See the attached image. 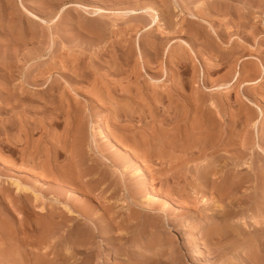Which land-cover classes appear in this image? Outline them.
I'll return each mask as SVG.
<instances>
[{
  "label": "rangeland",
  "instance_id": "rangeland-1",
  "mask_svg": "<svg viewBox=\"0 0 264 264\" xmlns=\"http://www.w3.org/2000/svg\"><path fill=\"white\" fill-rule=\"evenodd\" d=\"M202 1L205 6L200 3ZM144 3L155 8L160 17L158 25L147 31L142 28L150 21L149 14L150 17L147 14L122 16L125 10ZM84 4L106 8L107 13L104 17L99 15L93 19ZM208 8L209 12H206ZM212 8L214 11L211 12ZM189 11H195L199 19L192 17ZM90 18L106 23L108 29L103 38L93 35L92 30L87 28L86 24L92 21ZM181 38L190 46L183 44ZM191 48L195 53L192 54ZM247 54H256L264 64V0H0V179L8 182L11 178H18L30 187L34 185L31 187L34 191H29L28 198L16 192L14 185H9L13 191L10 195L0 189V224L4 223L8 231L6 238L0 237V248L8 249V254L12 250V256L4 255L6 253H2L1 248L0 264L10 261L9 264H16L15 259L17 264H48L52 259L50 264H264V255L259 253L258 247L261 232L249 233L245 227L247 221L264 222L257 211H253V220L244 212V205L248 204L253 194L252 179L245 181L238 191L233 190L223 197L213 189V185L224 176L231 178L237 173L243 179L252 177L246 171L249 167H242L236 172L233 163L238 160L235 156L238 150L246 157L250 156V149L244 147L248 135L258 131L260 143L264 146V114L254 129L252 122L257 119L259 110L256 109L257 112L254 108V114H250L248 105L239 94L254 93V101L264 111V68L259 62L258 71L244 72L240 82L235 83L237 86L233 84L228 92L204 89L205 86L215 88L219 84H229L237 69L247 71L252 67L258 60L246 58ZM233 57L236 61L231 60ZM213 62L220 66H212ZM258 77L263 78L261 83L242 85L244 81ZM154 80L160 82L155 84ZM7 90L12 92L8 102ZM159 92L168 95L158 101ZM202 99L211 104H203ZM186 100L191 105L184 110L171 107L172 103L184 106ZM4 106L6 109H3ZM55 106H62L63 109L59 113L63 123L56 131L63 136L62 143L67 152L56 160L51 159V163L69 162L67 158L70 154L68 159L72 158L74 142L79 136L81 140L77 150L83 158L80 168L86 170L94 166L83 174V178L100 182L91 194L79 187L67 188L55 183L51 177L45 179L40 167L32 169L23 159V155L31 149V139L42 143L40 146L51 140L52 128L47 119ZM201 113H205L203 117H207L214 131L220 130L224 141L228 140V134L234 138L236 135L235 144L232 142L229 149L221 151L211 148L206 157L183 165L174 156L172 159L147 160L144 151L133 148L135 140L142 141L149 132L160 134L165 129L171 132L175 130V121L185 116L187 121H191L194 115L197 118ZM6 117L18 121V127L12 132L21 133L23 139L19 146V159L16 164L9 163L14 166L10 170L2 165L6 154L5 151L3 153L4 140L8 136L2 130ZM42 121H46L45 125ZM100 124L105 125L111 136L109 140H103L99 135L97 129ZM8 134L12 136L11 132ZM239 134H242L241 138ZM47 137L50 140H46ZM146 147L151 148L150 145ZM41 151L37 154L40 163L45 157ZM178 153L175 151L174 155ZM197 154L194 152L193 156ZM217 154L221 157H216ZM251 162L252 165L255 162V168L264 167V158L260 160L252 156ZM204 164L212 169V176L203 181L201 189L198 188V181L204 168L201 165ZM139 165L144 171L138 170ZM96 171L98 173L94 175ZM263 179L259 181L262 186ZM69 190L76 193L67 192ZM17 193L19 195H15ZM68 194H71L72 201ZM151 194L158 196L159 201L155 204L158 212H140L135 203ZM212 195H217L219 207H215ZM65 205L71 206L73 216L66 212ZM79 205L90 207L88 212L96 221L79 215ZM54 213L56 225L45 227ZM192 216L195 218L191 219L192 223L185 225ZM62 217L64 221H61ZM42 221L45 225L39 224ZM157 224L159 228H156ZM19 248L25 250L19 251ZM13 251L21 252L18 255L25 262ZM44 256L50 259L47 261Z\"/></svg>",
  "mask_w": 264,
  "mask_h": 264
},
{
  "label": "bare ground",
  "instance_id": "bare-ground-1",
  "mask_svg": "<svg viewBox=\"0 0 264 264\" xmlns=\"http://www.w3.org/2000/svg\"><path fill=\"white\" fill-rule=\"evenodd\" d=\"M176 1V0H175ZM149 2V1H148ZM142 3H143V1H142ZM200 3H202L204 6L206 5L205 3H204V1H202V2H200ZM178 4V3H177ZM199 4V3H198ZM190 5V4H189ZM90 6V5H89ZM89 6H85V4H84V7H85V9L88 11V14H89V16L91 17V18H96L97 16H103V15H105L107 12V9L106 8H103V7H99V6H92V7H89ZM188 6H186V8H187ZM190 7V6H189ZM177 8H178V6H177ZM198 8V7H197ZM203 8V7H202ZM185 9V8H184ZM204 9V8H203ZM207 9V8H206ZM187 10V9H186ZM185 10V11H186ZM190 11H192L191 9H189ZM197 10H199V9H197ZM212 10H213V8L211 9V12H212ZM188 11V10H187ZM189 11V14L192 16V17H194L195 19L196 18H198L199 19V15L198 14H195V11H196V9H195V11L194 12H190ZM214 11V10H213ZM158 11L157 10H155V8H153V7H151V6H148V5H145V3L141 6V5H139L137 8H133V9H128V10H125L123 13H122V16L124 15V16H134V15H140V14H142V15H146L147 14V16H149L150 17V21L148 22V24H146L145 26H144V28H142L143 30H148V29H150V28H153V27H155L156 25H158V23L160 22V17H159V15H158V13H157ZM182 13H183V10L181 11ZM197 12V11H196ZM206 12H209V8H208V10H206ZM185 13H187V12H185ZM199 13V12H198ZM202 12L200 11V14H201ZM203 13H204V11H203ZM149 14V15H148ZM206 14V13H205ZM210 14V16H211V13H209ZM203 15V14H202ZM32 16V15H31ZM123 16V17H124ZM146 16V17H147ZM33 17V16H32ZM34 17H36V18H38V16L37 15H35L34 14ZM104 17V16H103ZM188 17V16H187ZM190 17V16H189ZM88 19L87 20H89V17H87ZM90 18V20H92ZM125 18V17H124ZM201 18V17H200ZM98 19V18H97ZM197 19V20H198ZM202 19V18H201ZM100 20H101V18H100ZM148 20H149V18H148ZM204 20V19H203ZM203 20H200L199 22H201V21H203ZM162 22V21H161ZM185 22V21H184ZM205 23H207V22H205ZM211 24V23H210ZM87 28L88 29H90V30H92V32H93V35H95V36H97V37H99V38H103L105 35H106V30L108 29L107 28V25H106V23H101V22H98L97 20H92L91 22H88L87 24ZM85 25V26H86ZM211 26V25H210ZM86 28V29H87ZM212 28V27H211ZM214 29V28H213ZM139 31V30H138ZM168 31V30H167ZM166 31V32H167ZM191 31V30H190ZM212 31V30H211ZM222 32V31H221ZM138 33V32H137ZM206 34V33H205ZM208 34V33H207ZM214 34V33H213ZM215 34H216V32H215ZM222 34H223V32H222ZM225 34V33H224ZM219 35V34H218ZM157 37V36H156ZM155 37V38H156ZM223 37V36H222ZM167 38V37H166ZM217 38V37H216ZM220 38V37H219ZM247 38V37H246ZM157 39V38H156ZM162 39V38H161ZM160 39V40H161ZM182 39V38H181ZM180 39V40H181ZM193 39V38H192ZM205 39V38H204ZM157 41V40H156ZM173 41H175V40H173ZM181 42H183V44H185V45H188V46H190L189 45V43H187L185 40H181ZM191 43V42H190ZM206 43V42H205ZM231 43V42H230ZM138 44V43H137ZM183 44H181V45H183ZM193 44V43H192ZM213 44V43H212ZM227 46H229V44H227ZM138 47H139V45H138ZM183 47V46H182ZM133 48V47H132ZM191 50V52H192V54L193 53H195V51L191 48L190 49ZM205 50V49H204ZM208 50V49H207ZM239 50V49H238ZM240 51V50H239ZM158 52H159V50H158ZM157 52V53H158ZM238 52V51H237ZM210 53V52H209ZM222 53V52H221ZM230 53V52H229ZM183 54V53H182ZM223 54V53H222ZM226 54H228V53H225V55ZM235 54V53H234ZM243 53L241 52V55H242ZM252 54V53H251ZM248 55V56H246V58H252V59H254V60H258L257 62H255L254 63V65L252 66V67H250V68H248V69H246L247 71H242L241 69H237V71H236V73H235V75L233 76L234 78H233V80H231L232 82H230L229 84H225V85H218V86H215V88H210V87H207V86H205V88L204 89H206V91H213V90H219L220 91V89L223 91V90H226L227 92H228V90H230V88H231V86L233 85V84H235V83H239L240 82V80H241V77H242V75L244 74V72H246V73H248L249 72V74L251 73V72H256V71H258L259 69H260V67H259V65H258V63L259 62H261L260 63V65H261V68L263 67L264 68V64L262 63V61H261V59L259 58V57H256L255 55ZM259 54V53H258ZM159 55V54H158ZM156 56V55H155ZM235 56V55H234ZM240 56V55H239ZM245 56V55H244ZM222 57V56H221ZM225 57V56H224ZM228 57V56H227ZM231 57V56H230ZM229 57V58H230ZM236 57H237V55H236ZM236 57H233L231 60H233V61H236ZM186 58V57H185ZM210 58H211V56H210ZM242 58V57H241ZM189 59V58H188ZM207 59H209V58H207ZM222 59V58H221ZM240 58H238L237 60H239ZM243 59V58H242ZM211 60V59H210ZM230 59H229V61H231ZM264 60V59H263ZM220 61V60H219ZM223 61V60H222ZM225 61H226V59H225ZM214 63V64H213ZM213 63H211V64H213L212 66H214L215 64H216V62H213ZM219 63V62H218ZM239 63V62H238ZM224 64V63H223ZM216 66V65H215ZM214 66V67H215ZM217 66H220V64L219 65H217ZM217 66H216V68H217ZM202 67V66H201ZM214 67H212V68H214ZM229 67V66H228ZM239 67V66H238ZM216 68H214V69H216ZM230 69H231V66H230ZM232 69H234V68H232ZM202 71V70H201ZM205 71V70H204ZM215 71V70H214ZM232 71V70H231ZM231 71H228V73L229 72H231ZM235 71V70H234ZM233 71V72H234ZM262 71V70H261ZM264 71V70H263ZM85 72H86V69H85ZM200 72V71H199ZM206 72V71H205ZM227 72V71H226ZM89 73V72H88ZM202 73V72H201ZM209 73V72H208ZM227 73V74H228ZM44 74V73H43ZM43 74H42V76H43ZM227 74H226V76H227ZM231 74V73H230ZM258 74V73H257ZM200 75V74H199ZM229 75V74H228ZM248 75V74H247ZM254 75V74H253ZM261 75H263V74H261ZM197 76V75H196ZM203 76H205V73H203ZM248 76H250V75H248ZM194 77V76H193ZM252 78H253V76H251ZM39 78V77H38ZM197 78V77H196ZM207 78V77H206ZM244 78V77H243ZM36 79V78H35ZM154 79V78H153ZM159 79V78H158ZM232 79V78H231ZM248 78H246V80H247ZM161 80V79H160ZM160 80H154L153 82L155 83V84H157L158 82H160ZM162 80H163V78H162ZM191 80H192V77H191ZM244 80H245V78H244ZM243 80V81H244ZM263 81V78L262 77H258V78H255L254 80H247V81H244L243 83H242V85L244 86V85H256V84H259V83H261ZM201 82H202V80H201ZM228 83V82H227ZM153 84V83H152ZM224 84V83H223ZM192 85V84H191ZM201 85V84H200ZM236 85V84H235ZM239 85V84H238ZM51 86V85H50ZM189 86V85H188ZM203 86V85H202ZM237 86V85H236ZM240 86V85H239ZM162 87V86H161ZM181 87V86H180ZM49 88V87H48ZM156 89H157V87H156ZM202 89V88H201ZM233 89V88H232ZM50 90V89H49ZM152 90V89H151ZM177 90V89H176ZM232 91V90H231ZM165 92V91H164ZM164 92H162V93H160L159 92V96H158V101L160 100L161 101V99H163V98H165V97H167V95L168 94H164ZM10 93H12V92H10L9 90H7V95H6V98L8 99H6L7 100V102L8 101H10V99L9 98H11L10 97ZM152 93V92H151ZM137 94V93H136ZM12 95V94H11ZM42 95V94H41ZM147 95V94H146ZM257 95V94H256ZM261 95V94H260ZM207 96V95H206ZM253 96H255L254 95V93H249V94H244V92L242 93V95L241 94H239V97L241 98V100L243 101V102H245V104H247L248 106V109H250V114H254V108H255V110L257 109V110H259V112H258V117H257V119H255V121L254 122H252L253 123V126H254V129H255V127H258V124H259V121H260V119H262V116H263V114H264V111H263V109H262V107L261 106H259L255 101H254V99H256V97L255 98H253ZM155 97V96H154ZM197 97V96H196ZM149 98V97H148ZM185 98V97H184ZM200 99V98H199ZM190 100V99H189ZM210 100V99H209ZM216 100V99H215ZM200 101H202L203 102V104H205V103H207V105H210L211 104V102H208V100L206 101V100H204V99H202V100H200ZM220 101V100H219ZM198 102V101H197ZM221 102H223L222 100H221ZM185 104H183L184 106H179V105H175V104H171V107H173L174 109H176V108H178V109H186L187 107H189L191 104H190V101H187L186 100V102H184ZM218 103V102H217ZM153 104V103H152ZM161 104V103H160ZM160 104H159V107H160ZM197 104H200V103H197ZM212 104H214V102L212 101ZM148 105V104H147ZM158 106V105H157ZM198 106V105H197ZM219 106V105H218ZM7 107V106H6ZM168 107V106H167ZM244 107V106H243ZM5 108V106L3 107V109ZM61 108H62V106H61ZM60 108V106L58 107V106H55L53 109H52V111H51V113H49L50 114V116H49V120L47 119V121H48V124L50 125V127L52 128V131H51V137H50V139H48V137L46 138V140H50V141H46V142H44L43 143V147L42 146H40L41 144L40 143H38L37 142V140L36 141H34L33 139H31L30 141H29V144H30V150L28 151V152H26L24 155H23V153H22V155L24 156V161H26V163L27 164H30V166H31V168L32 169H34L35 167L37 168V167H40L41 168V171H42V173L45 175V176H43L44 178L45 177H51L53 180H54V182L56 183H60V184H62V185H65L67 188L68 187H70V186H74V187H79V188H82L83 190H84V192H86V193H89V194H91L92 192H93V189L95 188V186L98 184V182H99V180H95V179H97V178H94V180H95V182H90L88 179H84L83 178V174H85V172L88 170H92L93 168H94V166H91L90 167V169H86L85 170V168L84 169H82V168H80V166H81V164H83V163H81V161H83L82 159V156L78 153V150H77V148H79V144H80V140H81V138L78 136V138H77V136L76 137H74L75 139H76V142H74V147H75V149H74V153H73V155H72V158L71 159H68L69 158V156L71 155H69L68 156V158H67V160H69V162H64L65 164H59V163H57V164H52L51 163V159H54V160H56V159H58L61 155H64L65 154V151H66V147H65V144H63L62 142V140H63V136L62 135H60L57 131H56V128L58 127V126H60L63 122L60 120V118H59V115L61 114L60 112H62V110L63 109H61ZM78 108V107H77ZM173 108L171 109V110H173ZM253 108V109H252ZM6 109V108H5ZM122 109V108H121ZM140 109V108H139ZM149 109V108H148ZM170 109V108H169ZM177 109V110H178ZM7 110H8V107H7ZM75 110H76V108H75ZM204 110H206V109H204ZM9 111V110H8ZM156 111V110H155ZM170 111V110H169ZM248 111V110H247ZM5 112H6V110H5ZM49 112V111H48ZM144 112V111H143ZM187 112H189L188 110L186 111V115H187ZM60 113V114H59ZM175 113H176V111H175ZM199 113H200V111H199ZM9 114V113H8ZM143 114V113H142ZM169 114H170V112H169ZM177 114V113H176ZM197 114V113H196ZM202 114V113H201ZM204 114L205 113H203L200 117H197V118H195V115H194V119L193 120H191V121H187L185 118H186V116L185 117H183L181 120H179V121H175V124H174V126H175V130H173V131H171V132H168L166 129L165 130H162L163 132H161L160 134H158V133H155V132H149L147 135H146V137L142 140L141 138H140V140H142V141H139V142H136V140H135V143H133V148L134 149H136L137 151H144V154H146V155H144V156H146V159L147 160H153L154 158H160V159H162V158H167V159H172V156H174L175 157V160L176 159H178L179 161H180V163H182V165L183 164H185V163H188L189 161H191V160H195L196 161V159H199V158H201V157H206V154H207V152H208V150L209 149H215L216 151H221V149H227L228 147H229V145H233V144H231L232 142L234 143V141H236V135H235V138H234V136L233 135H231V134H228L227 135V141H224V138L225 137H222V135H221V133H220V130L219 131H214L211 127H210V124H209V120L207 119V117H203L204 116ZM193 115V114H192ZM249 115V114H248ZM140 116H141V114H140ZM159 116V115H158ZM14 117V116H13ZM143 117V116H142ZM168 117V116H167ZM180 117V116H179ZM178 117V118H179ZM249 117V116H248ZM252 117V116H251ZM251 117H249V118H251ZM151 118V117H150ZM238 118V117H237ZM244 118V117H243ZM245 118H246V116H245ZM169 119V118H168ZM171 119V118H170ZM176 119V118H175ZM174 119V120H175ZM180 119V118H179ZM241 118H239V120H240ZM18 120V119H17ZM163 120V119H162ZM173 119H171V121H172ZM252 120V119H251ZM164 121V120H163ZM169 121V120H168ZM170 121V122H171ZM213 121H214V119H213ZM222 121V120H221ZM245 121H249V120H245ZM18 121H16V119L15 118H9V117H6L5 119H4V121H3V127H4V129H2V130H4L5 131V133L8 135L7 136V138H5V140H4V146L3 147H5V148H3V153H4V151H5V157H4V162H3V167H5L6 169H11V168H13L14 166H10V164L9 163H13V164H16L15 162L19 159V151H21L20 149H19V146H20V144H21V142H22V137L20 136V134L21 133H19V135L18 134H14L12 131L14 130V128L16 129L17 127H18V123H17ZM45 122L46 121H42L41 123H42V125H45ZM236 121H234V123H235ZM26 123H28L27 125H29V121L28 122H26ZM70 122H68V124H69ZM169 123V122H168ZM167 123V124H168ZM174 123V122H173ZM251 123V124H252ZM38 124V123H37ZM72 124V123H71ZM158 124V123H157ZM220 125V124H219ZM99 127H98V129H97V131H98V133H99V135L101 136V138H103V140H109V138H111V136H109L110 134H108V132H107V129H106V127H105V125H103V124H100V125H98ZM155 126V125H154ZM173 126V127H174ZM213 126V125H212ZM235 126V125H234ZM79 127V126H78ZM152 127V126H151ZM150 127V128H151ZM240 127V126H239ZM29 128L30 129H32L30 126H29ZM214 128V127H213ZM78 129H80V128H78ZM169 129V128H168ZM159 130V129H158ZM16 131V130H15ZM14 131V132H15ZM148 131H150V130H148ZM256 131V130H255ZM12 133V136L10 137L9 136V134L8 133ZM231 132V131H230ZM249 132V131H248ZM254 132V131H253ZM240 133V132H239ZM77 134V133H76ZM249 134V133H248ZM11 135V134H10ZM142 135V134H141ZM239 136H240V134H239ZM238 136V137H239ZM241 136H242V134H241ZM241 136H240V138H241ZM246 136H247V134H246ZM5 137V136H4ZM144 137V136H143ZM237 137V138H238ZM67 138V137H66ZM122 138H124V136L122 137ZM243 138V137H242ZM245 138H248L247 139V141H245L244 142V140L243 141H241V142H244V147H246V148H248V149H250V156L249 157H246L245 155H244V153L243 152H240V150H238L239 152L237 153V154H235V156L237 157V159L238 160H236L233 164V166L235 167V170H236V172L237 171H239V170H241V169H243L242 167H249V169L248 170H246L247 171V173L249 172V173H251V176L252 177H247V179H243V178H241L240 176L241 175H239V174H237V173H235V176H233V177H228V176H224V178H222L219 182H217L216 184H214L213 185V189L214 190H217L220 194H221V196L223 197L224 195H226V194H228L229 192H232L233 190H237L238 191V189L239 188H241L240 186L241 185H243V183L245 182V181H250L251 179H252V181L250 182V183H252V185H253V188H252V196H251V199H250V201L248 202V204L247 205H244V206H246V207H244V212H245V214H247V216H249L248 218H250V219H252L254 216H252V214H253V211H257V215L258 216H261L263 219H264V186H262L261 184H260V179L262 178V177H264V167H262L261 169H258V168H255L256 166H255V162H257V161H255L254 162V165H252V156L254 157V158H260V160L262 159V158H264V146L260 143V134H259V132L258 131H256L255 133H252V134H250V135H248V137H245ZM126 139H128V136L127 137H125V140ZM29 140V139H28ZM74 140V139H73ZM83 140V139H82ZM246 140V139H245ZM128 142V141H127ZM130 142V141H129ZM28 143V142H27ZM238 143V142H237ZM40 144V145H39ZM235 144V143H234ZM117 145V144H116ZM147 145H150L151 146V148H147L146 146ZM222 145V147L218 150V149H216L217 147H220ZM238 145H239V143H238ZM243 145V144H242ZM73 147V148H74ZM242 147V146H241ZM23 148V147H22ZM234 148V147H233ZM232 148V149H233ZM145 149H149V151H145ZM229 149V148H228ZM245 149V148H244ZM40 150H42L41 152L44 154V156L45 157H43V160H42V163H40L39 161H38V158H37V154H38V152L40 151ZM231 150V149H230ZM175 151H178L179 153H178V155L177 156H175L174 154H175ZM228 151V150H227ZM241 151H243V150H241ZM247 151V150H246ZM249 151V150H248ZM67 152V151H66ZM194 152H198L199 153V155L197 154L195 157L193 156V154H194ZM245 152V151H244ZM136 153V152H135ZM225 155V154H224ZM223 156V155H222ZM22 157V156H21ZM122 157V156H121ZM173 157V158H174ZM216 157H221V154H217L216 155ZM105 158V157H104ZM165 158V159H166ZM243 158H245V160H244V163L242 162V163H240V160H243ZM249 158H250V161L248 162V160H249ZM86 159V158H85ZM102 159H103V157H102ZM118 159V158H117ZM122 160V158H119V160ZM221 159H223V158H221ZM226 159V158H225ZM110 161H112V159H109ZM203 160V159H202ZM227 160V159H226ZM177 161V160H176ZM199 161V160H198ZM247 163H246V162ZM56 162V161H55ZM58 162V161H57ZM171 162V161H170ZM173 162V161H172ZM233 162V161H232ZM174 163V162H173ZM176 163V162H175ZM191 163V162H190ZM102 164H104L103 162H102ZM218 164V163H217ZM1 165V166H2ZM95 165V164H94ZM205 165L206 164H204V165H201V166H204V168H202V170L200 171V176H199V181H198V188L200 187L201 188V186H203V181H207L208 180V178L209 177H211L212 175V169L211 168H209V167H205ZM177 166V165H176ZM2 167V168H3ZM34 167V168H33ZM179 167V166H178ZM218 167V166H217ZM217 167H215L214 169H216ZM96 168V167H95ZM101 168V167H100ZM176 168V167H175ZM180 168V167H179ZM4 169V168H3ZM182 169V168H181ZM5 170V169H4ZM3 170V171H4ZM8 170V171H9ZM138 170L140 171H144L143 170V168H142V166H140L139 165V167H138ZM149 170V169H148ZM179 170V169H178ZM7 171V172H8ZM35 171V170H34ZM38 171H40V170H38ZM95 171V170H94ZM93 171V172H94ZM182 171V170H181ZM92 172V173H93ZM104 172V171H103ZM160 172V171H159ZM173 172V171H172ZM13 173V172H12ZM32 173H33V170H32ZM39 173V172H38ZM98 173V171H96L95 172V174L94 175H96ZM176 173V172H175ZM246 173V174H247ZM8 174V173H7ZM35 175L37 174V172L36 173H34ZM43 174H41V175H43ZM183 174V173H182ZM185 174V173H184ZM237 174V175H236ZM245 174V173H244ZM245 174V175H246ZM10 175V174H9ZM26 175V174H25ZM32 175V174H31ZM38 175H40V174H38ZM145 175H146V173H145ZM148 175V174H147ZM1 176V175H0ZM37 176V175H36ZM101 176V175H100ZM103 176V175H102ZM149 176V175H148ZM169 176V175H168ZM9 178H10V176H8ZM7 177V178H8ZM28 177V176H27ZM42 177V178H43ZM97 177H99V176H97ZM150 178H151V175L149 176ZM149 177H147V178H149ZM153 177H155V176H153ZM223 177V176H222ZM41 178V179H42ZM50 178V179H51ZM157 177H155V179H156ZM251 178V179H250ZM16 179V178H15ZM15 179H13V178H11V180H9L8 182H3L1 179H0V189L1 190H3L5 193H8V195H10V191H12V187H10L9 185H14L15 186V188H16V192H19L20 193V195H23L25 198H28L29 197V191L31 192V190L32 189H34V188H31V187H33V186H29L28 184H26V183H22L20 180L18 181L17 179L15 180ZM36 179V178H35ZM46 179V178H45ZM101 179V178H100ZM28 180V179H27ZM52 180V181H53ZM104 180V179H103ZM151 180V179H150ZM264 180V179H263ZM43 181H45V180H43ZM47 181H50V180H48L47 179ZM102 181V180H101ZM28 182V181H27ZM34 182V181H33ZM32 182V183H33ZM46 182V181H45ZM52 183V182H51ZM100 183V182H99ZM43 184H44V182H43ZM60 184H59V186H60ZM31 185V184H30ZM37 185V184H36ZM57 185V184H56ZM61 185V186H62ZM105 185V184H104ZM143 185V184H142ZM251 185V184H250ZM55 186V185H54ZM57 187L58 189H60L61 187ZM247 186H249V184L247 185ZM65 187V188H66ZM143 187V186H142ZM189 187V186H188ZM193 187V186H192ZM211 187H212V185H211ZM14 188V189H15ZM38 188V187H37ZM41 188V187H40ZM53 188V187H52ZM116 188V187H115ZM64 189V188H63ZM63 189H61L62 191H65V190H63ZM70 189H74V188H70ZM77 189V188H76ZM144 189V188H143ZM183 189H184V187H183ZM202 189V188H201ZM206 189V188H205ZM80 190V189H79ZM151 190V189H150ZM193 190V189H192ZM197 190V189H196ZM247 190V189H246ZM15 191V190H14ZM32 191H34V190H32ZM61 191V192H62ZM113 191V190H112ZM244 191V190H243ZM13 192V191H12ZM67 192H72V193H76V191L75 190H69V191H67ZM142 192V191H141ZM174 192V191H173ZM172 192V193H173ZM189 192V191H188ZM235 192V191H234ZM78 193V192H77ZM81 193V192H80ZM176 193V192H175ZM182 193V192H181ZM180 193V194H181ZM246 193V192H245ZM248 193V192H247ZM214 194V193H213ZM231 194V193H230ZM7 195V194H6ZM15 195H19L18 193L17 194H15ZM33 195V194H32ZM68 195H70V197H69V200H71V194H68ZM67 195V196H68ZM190 195V194H189ZM135 196V195H134ZM179 196V195H178ZM182 196V195H181ZM201 196V195H200ZM213 197H212V200L214 201V203H215V207H219V204H218V201H217V199H216V196L217 195H212ZM220 196V195H219ZM220 196V197H221ZM12 197H14V196H12ZM20 197V196H19ZM24 197H23V199H24ZM38 196L36 195V198H37ZM94 197V196H93ZM187 197H189V196H187ZM43 198V197H42ZM78 198H79V196H78ZM13 199V198H12ZM76 199V198H75ZM74 199V200H75ZM133 199V198H132ZM165 199V198H164ZM25 200V199H24ZM23 200V201H24ZM30 200V199H29ZM36 200V199H35ZM60 200V199H59ZM59 200H57V201H59ZM67 200V199H66ZM78 199H76V201H77ZM104 200H105V198H104ZM203 200L204 201H206L207 200V198H203ZM26 201V200H25ZM28 201V200H27ZM37 201H39V200H37ZM72 201V200H71ZM101 201V200H100ZM138 201V200H137ZM157 201H159L158 200V196L155 194H151L150 196L148 195L147 197H145V199L144 200H141V201H139V202H136L135 204L137 205V207L139 206V208H140V212H151L152 210H155L156 211V202ZM166 201V200H165ZM25 203V202H24ZM103 203V202H102ZM110 203V202H109ZM167 203V202H166ZM28 204V203H27ZM67 204V203H66ZM75 204V203H74ZM87 204V203H86ZM69 205V204H68ZM68 205H65L64 207H65V209H66V212L68 211V212H73V210L70 208L71 206H68ZM73 205V204H72ZM89 205V204H88ZM87 205V206H88ZM135 205V206H136ZM26 206H28V205H26ZM93 207V206H92ZM58 208H60V207H58ZM75 208V207H74ZM55 209H57V208H55ZM64 209V210H65ZM76 209V208H75ZM74 209V210H75ZM88 209L90 210V207H86V206H81V205H79L78 206V209H77V211H79V215L81 214V215H83V216H85V218L87 217V218H89L90 220H92V221H96V218L95 217H92V216H90V214H89V212H88ZM239 209V208H238ZM237 209V210H238ZM243 209V208H242ZM53 211H54V209H52ZM158 210V209H157ZM240 210V209H239ZM43 211V210H42ZM45 211V210H44ZM58 210H56V212H57ZM111 211V210H110ZM162 211V210H161ZM243 211V210H242ZM59 212H60V210H59ZM74 212H76V211H74ZM156 212H158V211H156ZM15 213V212H14ZM41 214H42V212H40ZM40 213H38V214H40ZM64 213H65V211H63V217H64ZM112 213V212H111ZM165 213H166V211H165ZM243 213V212H242ZM59 214V213H58ZM60 214H61V212H60ZM59 214V215H60ZM159 214H161V213H159ZM14 215V214H13ZM70 215H72V213L70 214ZM142 215V214H141ZM166 215V214H165ZM62 216V215H61ZM60 216V217H61ZM66 216V215H65ZM73 216V215H72ZM75 216V215H74ZM161 216V215H160ZM159 216V217H160ZM8 217V216H7ZM6 217V218H7ZM10 217H11V215H10ZM53 219L51 218L50 220H49V224H47L46 222V225L43 223V221H42V223H39V224H44L45 225V227L47 226V227H49L50 225H53V227L56 225L55 223V220H56V215H55V213L53 214ZM58 217V216H57ZM63 217L61 218V219H63ZM78 217V216H77ZM245 217V216H244ZM72 218V217H71ZM128 218V217H127ZM139 218V217H138ZM171 218V217H170ZM43 219H45L44 217H43ZM61 219H59V220H61ZM65 219V218H64ZM64 219L63 220H61V221H64ZM141 219V218H140ZM191 219H195L194 218V216H192V218H188L187 219V223L185 224V225H190L192 222V220ZM260 219V218H259ZM58 220V221H59ZM68 220V219H67ZM74 220H76V217L74 218ZM78 220V219H77ZM131 220V219H130ZM173 219L171 218V220L170 221H172ZM242 220V219H241ZM253 220V219H252ZM45 221H48V219H45ZM57 221V222H58ZM60 221V222H61ZM125 221H127V220H125ZM128 221H129V219H128ZM128 221H127V223H128ZM154 221V220H153ZM152 221V222H153ZM156 221H158V220H156ZM244 221H245V219L243 220V223H244ZM260 221V220H259ZM258 220H253V222L252 221H247V222H245V223H247V226L245 225V227H247L248 228V232L250 233V232H252V231H254V232H261V238H260V241H258L259 242V246L258 247H260L259 248V251H261V252H259V253H263V255H264V222H259ZM262 221H264V220H262ZM8 222H10V221H8ZM66 222V221H65ZM72 222H74L73 220L71 221V223ZM146 222H148V221H146ZM234 222V221H233ZM53 223V224H52ZM61 223H64V222H61ZM67 223V222H66ZM125 223V222H124ZM131 223V222H130ZM145 223V222H144ZM154 223V222H153ZM7 224V223H6ZM13 224V223H12ZM73 224V223H72ZM147 224V223H146ZM152 224V223H151ZM73 225H75V224H73ZM110 225V224H109ZM116 225V224H115ZM126 225V224H125ZM125 225H123L124 227H125ZM148 225H149V222H148ZM198 225H200V223H198ZM9 226V225H8ZM15 226V225H14ZM13 226V227H14ZM112 226V225H111ZM114 226V225H113ZM122 226V227H123ZM159 225L157 224L156 225V228L158 227ZM18 227V226H17ZM109 227V226H108ZM116 227V226H115ZM149 227H150V225H149ZM239 227V226H238ZM113 228V227H112ZM112 228H109V229H112ZM159 228V227H158ZM14 229V228H13ZM59 229V228H58ZM57 229V230H58ZM241 229L243 230V228L241 227ZM113 230H114V228H113ZM9 231H11V229L9 230ZM12 231H15V230H12ZM44 231V230H43ZM120 232L122 231V230H119ZM247 231V230H246ZM8 231H7V227H6V225H4V223H1L0 224V237H2V238H6L7 236H8V233H7ZM115 232V231H114ZM16 232H14V234H15ZM46 233V232H45ZM116 235V234H115ZM120 235V234H119ZM45 236V235H44ZM10 238H12L13 236H9ZM14 237H15V235H14ZM116 237V236H115ZM120 237V236H119ZM14 238H12V240H13ZM152 239V238H151ZM3 240V239H2ZM8 240H9V238H8ZM7 240V241H8ZM11 240V239H10ZM9 240V241H10ZM258 240V239H257ZM17 241H19V240H17ZM12 242V241H11ZM16 242V241H15ZM14 242V243H15ZM257 242V243H258ZM6 243V242H5ZM26 243V242H25ZM13 244V243H12ZM27 244V243H26ZM158 244H160V243H158ZM1 245H2V243H1ZM21 245V244H20ZM258 245V244H257ZM3 246V245H2ZM15 247H16V245H14ZM14 246H12V247H14ZM18 246H19V244H18ZM18 246L16 247V248H18ZM27 247V246H26ZM26 247H24V248H26ZM2 248V247H1ZM1 248H0V250H1ZM8 248V247H7ZM15 248V249H16ZM23 248V247H22ZM22 248L20 249H18L19 251H24V250H22ZM4 248H2V250H1V252L2 251H5V249L3 250ZM10 249V248H9ZM11 250V249H10ZM258 250V249H257ZM16 251V250H15ZM19 251H17V252H19ZM27 251V250H26ZM30 250H28V252H29ZM47 251V250H46ZM8 249H7V251H5V253L6 254H4V255H7L8 253ZM12 252V250L9 252V254L8 255H10V256H12L10 253ZM14 252V251H13ZM30 252H32V251H30ZM3 253V252H2ZM16 252H14L13 254H15ZM33 253V252H32ZM17 254V256L18 257H20L21 258V252H19V253H16ZM18 254H20V255H18ZM45 254H48V253H45ZM158 254V253H157ZM4 255H1V256H4ZM43 255V254H42ZM41 255V256H42ZM156 255V254H155ZM22 256H23V254H22ZM27 256H29L28 254H27ZM41 256H40V258H41ZM25 257V256H24ZM45 257V256H44ZM148 257V256H147ZM151 257H152V255H151ZM155 257V256H154ZM0 258H2V257H0ZM8 258V257H7ZM11 258V257H10ZM14 258V257H13ZM19 258V259H20ZM28 258V257H27ZM30 258H31V256H30ZM32 258H33V256H32ZM35 258V257H34ZM33 258V259H34ZM37 258H39L38 256H37ZM61 258V257H60ZM62 258H63V256H62ZM4 259H5V256H4ZM3 259V260H4ZM22 259V258H21ZM29 259V258H28ZM45 259H46V257H45ZM48 259H50L49 257H48ZM48 259H46L47 261H48ZM52 259V258H51ZM68 259V258H67ZM144 259V258H143ZM150 259V258H149ZM0 260H2V259H0ZM11 260H13L12 258H11ZM42 260V259H41ZM53 260L54 259H52V261L51 260H49L48 262V264H50V262H53ZM158 260V259H157ZM21 261H23V259L21 260ZM34 261H36L37 262V260H34ZM1 262V261H0ZM11 262V261H10ZM9 262V263H10ZM23 262H25V261H23ZM8 263V264H9ZM15 263L17 264L18 263V260L17 259H15ZM23 264V263H22ZM30 264V263H29ZM33 264H37V263H33ZM40 264V263H39Z\"/></svg>",
  "mask_w": 264,
  "mask_h": 264
}]
</instances>
